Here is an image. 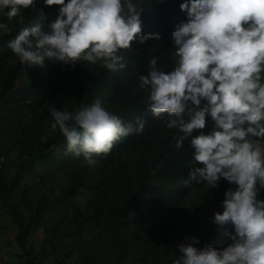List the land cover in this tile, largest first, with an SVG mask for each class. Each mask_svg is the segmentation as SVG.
<instances>
[{"label":"rangeland","instance_id":"rangeland-1","mask_svg":"<svg viewBox=\"0 0 264 264\" xmlns=\"http://www.w3.org/2000/svg\"><path fill=\"white\" fill-rule=\"evenodd\" d=\"M184 2L144 0L142 34L161 36L144 45L153 50L173 45L164 13ZM59 7L43 3L23 27L39 23L47 28ZM0 22H6L2 13ZM18 26L13 22L11 34L0 33V168L5 177L0 264H175L185 236L198 238L195 247L200 249L222 250L231 244L211 220L223 213L226 191L238 186L222 179L218 187L206 182L184 187L193 166L190 139L178 148L179 134L167 127V118L154 117L148 106L137 108L149 95L129 77L134 57L146 54L142 43L136 40L124 51L126 67L115 72L47 57L40 67L21 64L10 49ZM100 76L103 84L93 90L88 106L99 96L125 123L137 118L146 123L143 133L123 137L110 153L94 156L90 167L83 155L67 151L58 130H50L49 109L82 108ZM214 127L206 117V128L196 134ZM45 135L48 141L42 143ZM257 198L264 200V188ZM41 200L49 204L43 211Z\"/></svg>","mask_w":264,"mask_h":264},{"label":"clouds","instance_id":"clouds-1","mask_svg":"<svg viewBox=\"0 0 264 264\" xmlns=\"http://www.w3.org/2000/svg\"><path fill=\"white\" fill-rule=\"evenodd\" d=\"M144 0H44L60 6L47 28L37 23L21 27L9 47L21 64L44 67L47 57L65 65L86 62L109 71L124 69V51L139 40H160L142 34ZM36 11V0H0V33H12V23L25 25L24 12ZM180 9L187 21L175 26L172 39L175 68L165 73L152 59L147 75L138 77L147 88L148 110L176 129L177 147L190 139L193 151L186 188L206 182L209 188L226 180L223 213L211 222L232 241L218 250L185 236L175 264H264V0H185ZM202 101H206L202 105ZM50 130H57L67 151L83 155L88 166L94 156L108 154L116 142L143 133L145 121H123L97 97L90 106L60 110L50 106ZM187 116V119L185 118ZM215 123L206 128V117ZM47 143L48 136H42ZM203 165V167L197 166ZM259 185V187H258ZM234 227V233L232 228Z\"/></svg>","mask_w":264,"mask_h":264},{"label":"trees","instance_id":"trees-1","mask_svg":"<svg viewBox=\"0 0 264 264\" xmlns=\"http://www.w3.org/2000/svg\"><path fill=\"white\" fill-rule=\"evenodd\" d=\"M43 3H44V0H36V11ZM36 11L33 12L31 9L29 10L28 14L25 16V24L31 19V17L34 16ZM164 19L166 21V25L168 28V39L173 43V45L171 47H167L165 44H163L162 47L156 50H153V48L146 46L144 44H141V47L143 49H146V54L142 56L134 57V60L132 61L130 65L129 77L131 81H133L138 86V88L141 90H148V89L140 88V82H139L138 77L140 75H147L148 71L150 70L152 59L154 58L156 59L157 68L159 70L164 71L165 73H168L174 70V61H175L174 53L177 50V48L174 44L171 34L173 31H175V26L177 24L187 21V15L180 9V7H176V8L166 10L164 13ZM21 27L23 26L19 25L16 31H19ZM103 80H104V77L100 76L93 82L92 86L88 89L87 99L82 107L88 106V103L91 101V98L93 97V94H92L93 90L96 91V89L103 84ZM143 106H148V102L145 101L144 99H140V103L137 108H142ZM131 113H134L133 110ZM165 118H168V114H164V119ZM26 153H27V149L24 147L22 150V154H26ZM4 185H5V177L2 174V171L0 168V198L3 192ZM40 203H41L40 211L45 210L49 206V204L45 203L43 200H41ZM2 204H4V202H2ZM11 209L13 210V208ZM224 233H225L224 236H226L227 234L225 231Z\"/></svg>","mask_w":264,"mask_h":264}]
</instances>
